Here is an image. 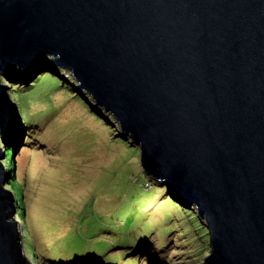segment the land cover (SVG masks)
<instances>
[{
    "label": "water",
    "instance_id": "obj_1",
    "mask_svg": "<svg viewBox=\"0 0 264 264\" xmlns=\"http://www.w3.org/2000/svg\"><path fill=\"white\" fill-rule=\"evenodd\" d=\"M40 64L67 69L149 180L198 214L201 264H264V0H0V76ZM7 90L0 137L15 143ZM6 179L0 161V264H30Z\"/></svg>",
    "mask_w": 264,
    "mask_h": 264
},
{
    "label": "rangeland",
    "instance_id": "obj_2",
    "mask_svg": "<svg viewBox=\"0 0 264 264\" xmlns=\"http://www.w3.org/2000/svg\"><path fill=\"white\" fill-rule=\"evenodd\" d=\"M36 68L33 72L29 70L21 75L20 79L5 78L1 75L0 80L8 86L7 91L13 101L20 102L21 97L29 100L28 109L33 107L34 111L38 112L33 121L43 124V135L52 137L51 128L53 125H60L69 133L65 132L64 136H71L68 140L71 148L63 149L59 143L51 142L48 136L47 146H39L33 142L32 145H24L21 148L26 135L24 131L21 140L15 143L3 142L0 137L2 151L7 146L17 147L12 175L16 177L15 182L19 183L20 180L24 187V209L28 223L26 224L18 215L13 214V218H18V230L22 234L25 252H28L29 256L31 253L28 245L32 244L33 247L36 242L42 249L47 250L44 249L47 254L48 250L53 251L52 246L64 249L68 247L65 240L57 237L64 233L66 224L72 221L70 215L76 211L74 210L76 202L80 203L82 197L84 200H96L97 203L107 197L108 201L104 203L107 204L108 212L121 208L128 200L130 202L133 195L146 197L142 191L141 194H135L137 188L134 186L142 184V179L137 176L140 174L139 150L120 138L112 137L117 128L115 118L107 114L108 121L116 124L109 125L73 96L75 94L77 97H84L86 94L82 95L80 89L74 87V83L77 82L67 69L59 66L49 67L45 64H40ZM36 77L40 79L37 80ZM31 84L34 86L29 90ZM3 155V158L0 157L1 162L5 157ZM4 171L7 177L4 187L10 190L7 182L11 176L5 166ZM135 176L137 177L134 178ZM145 177L148 183L145 182L142 188L151 195L152 186L157 183L150 181L146 175ZM131 179H135L136 183L131 182ZM113 182L120 183L119 188L113 185ZM164 197L154 198L146 205V209H150L147 212L148 221H155V225L153 224L155 227L161 224L159 228L164 232L161 236L153 232L146 239L150 250L145 255L128 251L124 261L126 257H136L137 264L145 261V264H201L209 253V247L208 235L198 214L185 207L174 209ZM12 198L15 209L17 199L14 195ZM164 209L166 213L163 212ZM169 209L174 217H168L169 224L166 225L162 220L166 214H170L167 211ZM160 220L161 222L157 223ZM159 237H162L160 243ZM34 249L36 255L35 257L31 255L29 262L41 264L39 251L35 246ZM120 264H123V261Z\"/></svg>",
    "mask_w": 264,
    "mask_h": 264
},
{
    "label": "trees",
    "instance_id": "obj_3",
    "mask_svg": "<svg viewBox=\"0 0 264 264\" xmlns=\"http://www.w3.org/2000/svg\"><path fill=\"white\" fill-rule=\"evenodd\" d=\"M36 79L38 80L40 78L36 77ZM33 86L34 84H31L29 86V90ZM73 96L79 99L81 104L83 106L85 105L87 109H89L83 98L77 97L75 94ZM14 98H16V96ZM28 101L29 100H26L23 97H21L20 102L16 101L18 112L20 113L21 120L24 124V133H26L22 141L23 144H21V148L24 145H32L33 142L38 143L39 146H47L49 143L46 142V136L48 135H43V124L41 125L38 122L33 121L35 119L34 117L38 115V112L34 111L33 107H31L30 110L28 109ZM51 132L52 137L48 136L51 139V142L59 143L63 149L71 148V145L68 142L71 136H64V133L67 131H65L62 126L53 125V127L51 128ZM4 150L5 157L2 160V163L6 166L7 173H9L11 176L10 178H8V188H10V190L14 194V197L17 199V206L15 208L17 209V215L27 224L28 222L25 216L24 209V187L22 186L20 180L19 183L15 182L14 179L16 177L12 175L14 171L13 165L17 156V147L11 145L4 148ZM40 152L42 154L44 153L41 151V149ZM138 171L140 172V174L137 176L142 179V184L139 186H134L137 188L135 194L142 193L143 195H146V197H141V195H133L130 202L128 200L126 204H122L121 208H117V210L114 209L111 212L107 211V204L104 203V201H108L107 197H105L104 201H99L98 203L96 200H84L82 197L80 203L77 204L76 202V207L74 208V210L76 211H74L70 215L72 221H69L68 224H66V229L63 227L65 229L64 233L57 237V239L59 238L65 240L68 247L64 249L63 247L57 248L52 246L53 251L48 250L47 254L44 251L45 248L42 249L41 245L37 244L36 242L33 247L32 244L28 245V250L30 251L31 255H33L34 257L36 255V251L34 249L35 246L36 250L39 251V262L41 264H120L121 261H123V264H137L138 258L136 257H126V261H124V256L128 254L127 252L131 251L132 253L135 252L145 255V253L150 250V246H147L146 239H148L153 232H156L159 236H161V233L164 232L161 228H159L162 226L161 224H158L157 227H155V221H148L149 217L147 212L150 209H146L147 202L152 201L154 198L156 199L164 197L165 195V201L170 202L173 205L174 209H183L178 202L173 201V199L170 198L169 195H167V192H165V185L162 186L153 184V193L151 195H148L149 192L142 188L143 185H145V182H148L145 177V172L142 170L140 165ZM137 176H135L134 178H136ZM131 182H133L134 184L136 183L135 179H131ZM113 183V185H116L119 188L120 183ZM112 188H114V186ZM146 191L147 193H145ZM82 204L84 208H82ZM165 211L166 209H164L163 212L166 213ZM167 211L170 214H166L164 216L165 218H163L162 220V223L166 225L169 224L168 217H174L170 209ZM160 222L161 220L157 223ZM161 241L162 237H159L158 243H160ZM145 262H142V264H145Z\"/></svg>",
    "mask_w": 264,
    "mask_h": 264
},
{
    "label": "clouds",
    "instance_id": "obj_4",
    "mask_svg": "<svg viewBox=\"0 0 264 264\" xmlns=\"http://www.w3.org/2000/svg\"><path fill=\"white\" fill-rule=\"evenodd\" d=\"M50 66H53V65H50ZM53 67H56L55 65L53 66ZM16 102V101H15ZM16 105H17V103H16ZM17 112H18V109H17ZM19 116H20V113H19ZM23 131H24V129H23ZM4 151V150H3ZM3 166H5L4 164H3ZM5 168H6V166H5ZM5 184V183H4ZM5 188V187H4ZM14 195V194H13ZM15 215H17V213H15ZM10 220H16V221H18V218H13L12 219V217L10 218ZM18 223V222H17ZM27 256H28V258H30V256H31V254H30V256H29V254H28V252H27Z\"/></svg>",
    "mask_w": 264,
    "mask_h": 264
},
{
    "label": "bare ground",
    "instance_id": "obj_5",
    "mask_svg": "<svg viewBox=\"0 0 264 264\" xmlns=\"http://www.w3.org/2000/svg\"><path fill=\"white\" fill-rule=\"evenodd\" d=\"M32 72H33V70H32ZM26 74V73H25ZM23 75V74H22ZM21 78V77H20ZM158 195V194H157ZM141 241V240H140ZM67 259V258H66Z\"/></svg>",
    "mask_w": 264,
    "mask_h": 264
},
{
    "label": "flooded vegetation",
    "instance_id": "obj_6",
    "mask_svg": "<svg viewBox=\"0 0 264 264\" xmlns=\"http://www.w3.org/2000/svg\"><path fill=\"white\" fill-rule=\"evenodd\" d=\"M3 152H4V155H5V150Z\"/></svg>",
    "mask_w": 264,
    "mask_h": 264
}]
</instances>
